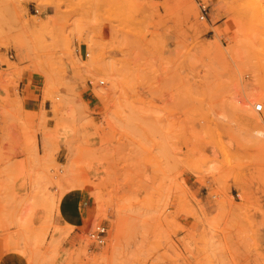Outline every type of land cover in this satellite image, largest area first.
Wrapping results in <instances>:
<instances>
[{"label": "rangeland", "instance_id": "rangeland-1", "mask_svg": "<svg viewBox=\"0 0 264 264\" xmlns=\"http://www.w3.org/2000/svg\"><path fill=\"white\" fill-rule=\"evenodd\" d=\"M0 264H264V0H0Z\"/></svg>", "mask_w": 264, "mask_h": 264}, {"label": "built area", "instance_id": "built-area-1", "mask_svg": "<svg viewBox=\"0 0 264 264\" xmlns=\"http://www.w3.org/2000/svg\"><path fill=\"white\" fill-rule=\"evenodd\" d=\"M199 18L206 19L208 11L205 4H199ZM99 83H103V80H100ZM263 109V105L260 102H256L253 104V110L256 112H260ZM106 233V228L103 224H97L92 230L89 231L88 236L91 242L94 245H101L104 242V236Z\"/></svg>", "mask_w": 264, "mask_h": 264}, {"label": "crops", "instance_id": "crops-1", "mask_svg": "<svg viewBox=\"0 0 264 264\" xmlns=\"http://www.w3.org/2000/svg\"><path fill=\"white\" fill-rule=\"evenodd\" d=\"M26 73V72H25ZM29 81L30 82V85L28 87V90L27 92L25 93V99L27 101L28 104H32L33 101L36 100V98L34 97V92L31 89V86L34 85L33 83V74H30L29 76L26 77V82ZM30 88V89H29Z\"/></svg>", "mask_w": 264, "mask_h": 264}, {"label": "bare ground", "instance_id": "bare-ground-1", "mask_svg": "<svg viewBox=\"0 0 264 264\" xmlns=\"http://www.w3.org/2000/svg\"><path fill=\"white\" fill-rule=\"evenodd\" d=\"M252 122L254 123V125H256V124H260V123L263 122V118L254 116V117L252 118ZM260 126H261V125H260ZM94 169H95V168H94ZM95 171H96V170H95Z\"/></svg>", "mask_w": 264, "mask_h": 264}]
</instances>
